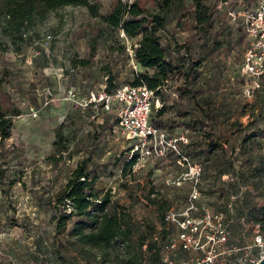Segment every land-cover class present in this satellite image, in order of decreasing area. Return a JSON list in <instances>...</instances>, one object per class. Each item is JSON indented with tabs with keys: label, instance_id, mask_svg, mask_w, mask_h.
I'll use <instances>...</instances> for the list:
<instances>
[{
	"label": "rangeland",
	"instance_id": "374dc122",
	"mask_svg": "<svg viewBox=\"0 0 264 264\" xmlns=\"http://www.w3.org/2000/svg\"><path fill=\"white\" fill-rule=\"evenodd\" d=\"M99 1L103 14L114 0ZM233 2L228 0V5ZM218 10L220 14L225 11L224 7ZM96 28H100L99 37L89 55ZM167 29L183 46L180 53L201 59V104L211 112V136L222 148L211 154L205 150L193 154V149L204 147L203 128L191 123L198 110L191 100L178 96L175 85L169 87L164 102L153 100L151 116L165 104L162 127L170 136L186 137L187 164L200 169L186 216L223 211L228 227L224 248L253 255L251 223L237 221L234 204L244 193L249 204H264V172L253 170L264 156V84L258 82L256 87L243 72L246 37L236 20L226 14L214 16L210 32L221 44L207 56L203 55L209 45L205 38L174 29L172 23ZM134 42L120 31L103 27L84 7L72 5L48 11L21 41H11L0 31V68L9 71L0 91L18 109L9 135L0 145V264H66L64 256L80 260L69 246L60 244L65 236L54 235L52 220V206L60 208L55 205L56 195L79 164L94 178L98 197L108 195L111 205L123 208L128 222L138 225L147 242L159 241L160 262L139 264H165V257L177 264L201 254L182 250L177 226L160 219L169 211L181 217L188 206L190 182L165 183L188 165L171 154L163 158L136 154L134 163L123 168L130 142L116 133L114 113L82 104L86 91L105 89L108 81L118 87L127 83L130 69L142 70L131 57ZM57 126L63 144L60 152L53 145ZM251 130L254 138L239 147L242 135ZM226 161L231 164L229 175L219 171ZM86 257L93 262L91 255Z\"/></svg>",
	"mask_w": 264,
	"mask_h": 264
},
{
	"label": "trees",
	"instance_id": "16d2710c",
	"mask_svg": "<svg viewBox=\"0 0 264 264\" xmlns=\"http://www.w3.org/2000/svg\"><path fill=\"white\" fill-rule=\"evenodd\" d=\"M219 1L227 0H209L208 2L206 0H125L123 2L114 0L102 14L99 12L101 6L99 0H0V31L9 36L11 41H21L22 35L36 21L44 19L48 11L63 5L84 7L87 14L99 21L103 27L111 31H121L127 39H135V42L130 45L131 57L142 70L130 69L126 84L144 85L153 91L154 100L158 98L162 102L165 100L169 87L175 85L180 98L192 101L198 110V115L191 123H200L204 137V147L195 148L196 150L193 149L192 152L199 154L205 150L211 154L221 151L222 148L211 136V112L201 104V86L198 83V64L201 59H193L186 53H180L183 46L177 44L173 33H168L167 25L172 23L174 29L190 30L193 37L205 38L209 45L203 55L207 56L221 44L210 32L214 16L226 14L225 11L220 14L216 8V3ZM244 1L251 3L254 0ZM236 23L243 32L239 19ZM96 29L97 33L89 42V55L93 54L96 39L99 37L100 28ZM8 76V69L1 67L0 86L7 81ZM262 84H264L263 81L260 82V85ZM115 88L108 81L104 90L111 92ZM151 109L152 104L148 117L149 123L165 131L160 118L165 111V104L163 103L155 110L153 116H151ZM17 115L18 109L11 102L9 95L5 91H0V145L8 137L12 119ZM54 135L53 145L55 150L60 152L63 148L60 126L54 129ZM167 135L170 136L168 133ZM254 136L253 130L243 134L239 147H243L244 143L253 139ZM185 147H188L187 142L180 147V151L188 157L183 151ZM135 157V153L126 155L123 168L131 166ZM219 166L220 173L231 174L230 162L226 161ZM253 170L257 174L264 172V156H261L258 163L253 166ZM93 181L94 178L88 176V172L83 170L82 165H77L56 195L55 205H60V208L52 206L54 235L63 234L65 238L60 244L64 247L69 246L76 256L81 257L76 261L74 257L64 256L65 263L160 262L162 250L159 241L154 239L147 242L138 225L128 222V215L123 208H118L117 204L111 205L108 195L97 196L93 189ZM227 183L233 190L232 182ZM151 202L154 203L155 200L152 199ZM234 208L237 221L251 223L250 226L257 224L259 231L264 233V204H249L248 194L244 193L240 200L236 201ZM215 212L223 216V211ZM164 215L160 217L161 223H168ZM222 222L228 239V227L223 218ZM86 255L92 256V263Z\"/></svg>",
	"mask_w": 264,
	"mask_h": 264
},
{
	"label": "built area",
	"instance_id": "2783aa9c",
	"mask_svg": "<svg viewBox=\"0 0 264 264\" xmlns=\"http://www.w3.org/2000/svg\"><path fill=\"white\" fill-rule=\"evenodd\" d=\"M232 5H228V0L219 1L216 8L224 7L226 15L231 20H240L246 37L242 52L243 72L257 87L258 82H264V0H254L251 3L234 0ZM153 100V91L144 85L122 84L111 92L90 89L83 96L82 104L98 105L101 109L114 113L113 127L116 133L130 142L129 154L163 158L170 152L177 160L188 165V158L180 151V147L187 142L186 137L182 134L168 136L164 130L149 123L148 117ZM199 174V167L188 165V168L178 176L165 180L167 184H178L184 180L190 182L188 206L182 216L169 211L164 215V219L179 229L181 249L201 252L199 256L177 264H254L264 256V233L259 231L257 224L251 225L254 254H236V248H224L227 231L221 213L204 212L199 217L186 216V210L192 205L191 198L196 194L195 186ZM163 261L165 264H171L166 257Z\"/></svg>",
	"mask_w": 264,
	"mask_h": 264
},
{
	"label": "water",
	"instance_id": "95a60500",
	"mask_svg": "<svg viewBox=\"0 0 264 264\" xmlns=\"http://www.w3.org/2000/svg\"><path fill=\"white\" fill-rule=\"evenodd\" d=\"M254 264H264V256L259 258Z\"/></svg>",
	"mask_w": 264,
	"mask_h": 264
},
{
	"label": "bare ground",
	"instance_id": "6f19581e",
	"mask_svg": "<svg viewBox=\"0 0 264 264\" xmlns=\"http://www.w3.org/2000/svg\"><path fill=\"white\" fill-rule=\"evenodd\" d=\"M121 36H123V37H124L123 33H121Z\"/></svg>",
	"mask_w": 264,
	"mask_h": 264
}]
</instances>
